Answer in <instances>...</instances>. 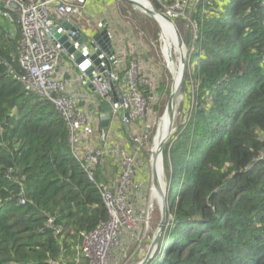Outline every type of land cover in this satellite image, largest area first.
Instances as JSON below:
<instances>
[{
    "label": "trees",
    "instance_id": "16d2710c",
    "mask_svg": "<svg viewBox=\"0 0 264 264\" xmlns=\"http://www.w3.org/2000/svg\"><path fill=\"white\" fill-rule=\"evenodd\" d=\"M193 15L194 102L163 151L169 228L150 264H264V0H201ZM10 22L0 23V264H75L81 233L109 213L66 123L21 81Z\"/></svg>",
    "mask_w": 264,
    "mask_h": 264
},
{
    "label": "built area",
    "instance_id": "2783aa9c",
    "mask_svg": "<svg viewBox=\"0 0 264 264\" xmlns=\"http://www.w3.org/2000/svg\"><path fill=\"white\" fill-rule=\"evenodd\" d=\"M198 0H173L172 9L185 14ZM4 9L18 17L21 27L20 60L23 71L21 81L28 91L41 101L52 104L69 130V144L74 158L81 164L89 180L94 183L103 198L109 213V221L101 224L97 230L81 233V242L76 249V260L88 264H131L133 256L122 244L126 234H135L138 224L150 221L142 212L147 194L154 190L146 185L147 176L141 164V137L137 136L134 122L144 110V99L139 89V77L136 75L137 62H131L128 93L119 94V109L113 107L110 128L101 131L97 112L99 103L93 97L86 96L83 106L73 94L72 89L86 82V75L74 69V61L52 38L51 33L61 22L76 23L81 20L80 7L85 0H0ZM69 37L74 46L73 37L81 34L59 31ZM117 61L113 70H98L92 83L98 96L110 103L109 94L118 88V74L126 65V54L116 44ZM80 49L79 47L77 48ZM106 56L105 54H103ZM66 59V60H65ZM63 65L62 67H60ZM143 82V81H142ZM148 84V81L145 82ZM87 95V94H86ZM97 110V111H96ZM126 126L131 131L133 147L121 138L120 128ZM112 160L116 166L113 183L107 184L99 177L100 169ZM100 168V169H99ZM155 192V190H154ZM152 197V195H150ZM150 198V202H151ZM22 204L25 200L22 198ZM155 211L153 207L146 214ZM144 215V216H143ZM53 220L49 221L51 226ZM59 229L57 234H61ZM139 252V251H137ZM136 252V253H137ZM53 264H66L63 259Z\"/></svg>",
    "mask_w": 264,
    "mask_h": 264
},
{
    "label": "rangeland",
    "instance_id": "374dc122",
    "mask_svg": "<svg viewBox=\"0 0 264 264\" xmlns=\"http://www.w3.org/2000/svg\"><path fill=\"white\" fill-rule=\"evenodd\" d=\"M149 1L157 12L166 14L175 25L174 27L172 23L165 19V22L167 21L170 24V30H168L170 31V35L178 43L174 44L173 49L170 47L171 44L168 46L171 38L166 37L164 21L155 19L153 16L151 17L148 13L136 8L134 5L127 3L124 0H113L112 5L108 7L106 13L107 17H105L106 20L104 21H106V25L109 26L111 33L115 35L113 38L119 40L121 51L126 54L125 63L130 61L133 62L135 60L137 62V78H143V82L146 80L150 83L149 86L151 87V91L149 97H146L145 95L143 96L144 110L134 122L137 136L142 139L140 160L142 166L144 168L146 167L145 174L147 179L145 180L146 185L150 187L152 178L150 174V160L153 155L152 153H155L156 150L157 144H155V138L159 132V125H161L164 117L168 116L167 110L169 107L167 105L170 100V95L173 92L175 81H179L180 77L181 58L184 55V49L180 44L182 42L181 38L185 40L186 46L189 50L187 52V60L189 62L191 58L190 54L192 52L190 49V40L192 39L193 41L194 36H198L199 26L193 22V17H191V14L196 9V4H194L193 8L191 7L185 12L186 18L188 19L185 20L180 19V17H185L184 14L173 10L171 4L168 5V0L165 4L160 1H155L156 3L152 0ZM158 6L160 9H158ZM207 16L211 15L207 14ZM0 19V23L5 20V18L1 16ZM99 22L102 24V21ZM10 25L14 27V24L11 22ZM172 27H174L176 33ZM166 40L168 43H166ZM165 47L167 48V51H165ZM122 66L123 67L120 70L121 72L126 69V65L124 66L123 64ZM192 70L193 66L189 63L185 77L192 75ZM128 74L129 72H127L129 78ZM128 81L129 79L124 80V82ZM193 102V87L191 86V82H189L188 84H185V94L178 102L176 116L172 126L173 136L177 135L180 128L188 121V115L191 112ZM196 104L197 103H194V105ZM172 137L167 139V145ZM163 170L164 173L161 175V183L165 190L164 194L168 196V178L166 177L167 174L165 168H163ZM111 177V169H106L105 167L101 169V178L103 180L108 181ZM150 195L151 191L147 194V201L142 203L143 209L141 212L148 215L150 221L147 223L143 220L138 224V230L135 235L131 233L126 234L127 241L124 242V244L122 238L123 245H126V247L131 245V256L135 255L131 264H142V261L147 256H155L159 249L158 246L164 237V231L169 228L167 224L163 228L160 227L161 207L160 204L158 205L159 198H157V194H155L153 190L155 200L154 202H150ZM166 206L168 211V205L166 204ZM153 207L157 209L153 216L151 211L146 214V212ZM136 239H138V243L136 241V245L134 246V241ZM140 246H142V248L141 250H138L140 249ZM137 251L139 252L135 254ZM70 261H74L75 264H88L82 260L77 261L76 257H71Z\"/></svg>",
    "mask_w": 264,
    "mask_h": 264
},
{
    "label": "water",
    "instance_id": "95a60500",
    "mask_svg": "<svg viewBox=\"0 0 264 264\" xmlns=\"http://www.w3.org/2000/svg\"><path fill=\"white\" fill-rule=\"evenodd\" d=\"M127 3H130L134 5L136 8L148 13L151 17L155 16L156 14H159L165 18H167L169 21L170 18L161 12H157L155 9L152 8H145L139 4H136L135 2L131 0H124ZM172 22V21H171ZM62 28L64 31H72L75 32L78 29L76 27H72L69 23L63 22L61 23L60 27H56L52 30V35L54 36L55 40L58 41L60 46L67 49L68 54L73 58L75 61V64L86 73V75L89 78V82L87 83V86L96 93V89L91 83V81L96 77V72L100 70V72H104V65H107V68L109 71H111V64L116 62L115 59V50L112 44V38L108 31L107 27H104V29L94 35L92 37V41L89 46L81 45L83 42V38L80 34H77L73 37V40L76 42V45L73 46L71 43L68 42L69 37L66 35H62L59 31ZM182 44L185 46L184 49V59H183V67L186 73V66H187V52L188 48L186 46V42L184 39H182ZM80 48L79 50L77 48ZM89 50H92L91 53H89ZM102 52L105 53L106 56L102 54ZM186 81V78H185ZM110 95L113 97L114 102L116 104V108H119L118 104V97L116 91L113 89V91L110 93ZM173 98V95L171 93L170 100L168 102V107L170 106L171 100ZM102 110L105 114V117L102 119V127L104 129L109 127L110 123V117L109 113L111 112V107L103 102L102 104ZM172 126L170 127V133L168 134L167 138L164 142L161 143L160 149H158V152H156L153 155L152 159V181H153V187L155 189V192L157 194V197L160 200V207H161V222L160 227L163 228L166 225L167 218H168V211H167V196L164 194V188L161 183V175L163 172V149L165 147V144L167 143V139L171 137L172 135ZM150 256H147L146 259L142 262V264H148L150 260Z\"/></svg>",
    "mask_w": 264,
    "mask_h": 264
},
{
    "label": "clouds",
    "instance_id": "9594fccd",
    "mask_svg": "<svg viewBox=\"0 0 264 264\" xmlns=\"http://www.w3.org/2000/svg\"><path fill=\"white\" fill-rule=\"evenodd\" d=\"M143 1H145V2H147V3H149V5H150V8H152V9H154L153 8V5L151 4V2L149 1V0H143ZM157 2L158 1H160V2H163L164 4L166 3V1L165 0H156ZM200 1L201 0H198L196 3H193V5L191 6L192 8L194 7V4H196V6H195V8L198 6V4L200 3ZM85 2L87 3V0H85ZM170 2V4H171V7H172V5H173V0H169L167 3H169ZM86 3H85V5L84 6H82V7H80V12L82 13V16H83V10L85 9V7H86ZM191 7H189V8H191ZM189 8H188V10H189ZM187 10V11H188ZM196 10V9H195ZM193 14H195V11L191 14V17H194V15ZM0 16H4V18H7L8 20H10L11 22H13L14 21V18L15 19H17V24H18V26L20 27V25H19V23H18V17L16 16V15H12V14H10L9 12H7L5 9H4V7H3V5L0 3ZM184 16L185 17H180V19H185V20H188L187 18H186V15L184 14ZM82 18V17H81ZM65 22H67V21H65ZM83 22V20L81 19L79 22H76V23H74V24H72V23H69V22H67V23H69L72 27H76L77 29H80V31H81V37L83 38V42H82V44L81 45H85V46H89L90 45V43H91V41H92V37L94 36H90V38L91 39H89V40H87V38L84 36V27L81 25V23ZM170 23H172L173 24V22H171V21H169ZM61 23H63V22H61ZM61 23H59L58 24V26H56V27H60V25H61ZM173 26L175 27V25L173 24ZM104 27H107L108 28V31H109V33H110V35H111V38H112V44H113V47H114V50H115V46L114 45H116L118 42H117V39H114L113 38V35H112V33H111V30H109V26H107L106 25V21H103V23H102V25H101V29L103 30L104 29ZM55 29V28H54ZM60 29V31H64L62 28H59ZM101 30V31H102ZM20 31H21V27H20ZM100 31V32H101ZM67 32H72L71 30L70 31H67ZM99 32V33H100ZM62 34V33H61ZM63 35V34H62ZM51 36H52V38H54V36L52 35V33H51ZM197 37L198 36H194V39H193V42L197 39ZM55 39V38H54ZM57 41V40H56ZM181 41H182V38H181ZM21 42V41H20ZM68 42H69V40H68ZM57 43H58V41H57ZM70 43V42H69ZM59 44V43H58ZM119 44V43H118ZM60 45V44H59ZM71 45H73L72 43H71ZM74 46V45H73ZM189 46H190V44H189ZM62 47V46H61ZM182 47H183V49H185V46L182 44ZM193 47V46H192ZM63 48V47H62ZM65 49V48H64ZM190 49H191V47H190ZM66 51H67V49H66ZM189 51V50H188ZM92 52V50H89V53H91ZM67 53H68V51H67ZM102 54H105L104 52H102ZM68 56H70L69 54H68ZM71 57V56H70ZM72 58V57H71ZM73 59V58H72ZM115 59H116V61H117V57H116V52H115ZM19 60H20V58H19ZM66 60V59H65ZM74 61V60H73ZM127 63H129V66H130V64H131V61L130 62H127ZM127 63H126V67H127V69H128V67L129 66H127ZM189 63H191V59H190V61L188 62V60H187V66H186V72H187V68H188V65H189ZM114 63H112L111 64V70H113V67H114V65H113ZM104 68H107V65H104ZM74 69L76 70V71H80V72H83L85 75H86V73L84 72V71H82L76 64H75V61H74ZM120 73H122L121 71L120 72H117V74H118V78H119V74ZM141 76V75H140ZM86 82H85V84H83V85H80V86H84V88L85 87H87V88H89L88 86H87V83L89 82V78H88V76L86 75ZM187 78V77H186ZM143 78H141L140 79V77H139V89H140V84L142 83V81L144 80H142ZM124 80H127V74H126V78L124 79ZM124 80H122L121 81V83L118 85V88H117V90H115L116 91V93H117V97H118V104H119V88H120V86H122V84H123V82H124ZM93 81V80H92ZM92 81H91V83H92ZM186 82V81H185ZM127 83V93H128V82H126ZM93 84V83H92ZM146 84V83H145ZM147 85H150V83L148 82V84ZM94 86V85H93ZM90 89V88H89ZM96 89V88H95ZM91 90V89H90ZM92 91V90H91ZM140 92L142 93V94H144V92H142L141 90H140ZM96 95H97V102L99 103V110H98V112L99 111H102V113H103V110H102V103L103 102H105V103H107L110 107H111V112L109 113V117H110V123H109V127L108 128H106V129H104L103 127H102V119L105 117V114L103 113V116H102V118H99L98 116H97V118L99 119V127H100V130H101V128L103 129V131H107L109 128H110V124H111V115H112V111H113V107L115 108V109H119V108H116V104H115V102H114V99H113V97L109 94V98H111V103L109 102V101H107L106 99H102V98H100L99 96H98V92H97V90H96V93H95ZM123 95V94H122ZM145 95V94H144ZM146 96V95H145ZM147 97V96H146ZM149 97V96H148ZM40 100V99H39ZM48 103V102H47ZM79 103H80V101H79ZM50 104V103H49ZM52 105V104H51ZM80 105L81 106H83V104H81L80 103ZM53 106V105H52ZM53 108H54V110L56 111V109H55V107L53 106ZM97 112V113H98ZM56 113L59 115V113L56 111ZM61 117V116H60ZM62 118V117H61ZM63 120V119H62ZM64 122V121H63ZM122 128H126V131H125V133L123 132V130H122ZM134 128H135V126H134ZM131 131L132 130H130L128 127H126V126H123V127H121L120 128V134H121V138L127 143V148H129L130 150L132 149L131 147H133V142L130 140V135H131ZM123 136H124V138H123ZM172 136H173V134H172ZM171 136V137H172ZM174 138V136L172 137V138H170V139H173ZM167 144H165V146H166ZM69 147H70V144H69ZM165 148V147H164ZM71 149V148H70ZM163 151H164V149H163ZM72 152V151H71ZM73 154V153H72ZM153 155H154V153H152ZM153 155H152V157H151V160H150V166H151V170H150V174H151V176H152V159H153ZM77 161V160H76ZM78 162V161H77ZM79 163V162H78ZM80 164V163H79ZM109 164H112L113 165V170H112V177H111V179L110 180H108V181H105V180H103L102 178H101V172H100V174H99V177L101 178V180L102 181H104V183H107V184H111V183H113V180H114V175H115V173H116V166L114 165V163L112 162V160H110L109 159V161H107V164L104 166L106 169H110V167H109ZM81 165V164H80ZM163 168H164V165H163ZM100 169V168H99ZM100 171H101V169H100ZM85 172V171H84ZM86 173V172H85ZM164 173V170H163V172H162V174ZM87 174V173H86ZM87 177H88V175H87ZM89 179V178H88ZM90 181V180H89ZM91 182V181H90ZM94 184V183H93ZM95 185V184H94ZM96 186V185H95ZM151 186L153 187V181H152V178H151ZM96 188H97V186H96ZM154 188V187H153ZM97 190H98V188H97ZM155 190V189H154ZM99 191V190H98ZM101 194V193H100ZM155 194H156V192H155ZM157 196V195H156ZM102 197V196H101ZM158 198V197H157ZM103 199V198H102ZM104 202V201H103ZM158 205L160 204V200L158 199ZM167 202H168V196H167ZM158 205H156V206H158ZM161 205V204H160ZM168 205V204H167ZM106 207V206H105ZM157 209H155V211H156ZM155 211L153 212V214L155 213ZM153 214H152V216H153ZM168 221H169V217L167 218V222H166V224L168 225ZM135 235V234H134ZM123 241H127V238L126 237H123ZM136 241H137V243H138V239H136L135 241H134V246L136 245ZM81 242V241H80ZM80 242H79V245H80ZM164 244H165V242H164ZM78 245V246H79ZM131 246V245H130ZM165 246V245H164ZM163 246V247H164ZM141 248H142V246H140V249H138V250H141ZM129 253H130V251H129ZM138 253V252H137ZM137 253H135V254H137ZM76 254V253H75ZM130 255H131V253H130ZM135 256V255H134ZM134 256H133V258H134ZM75 257H76V255H75ZM152 258L153 257H151L150 258V260H149V262H148V264H150V262H151V260H152ZM146 259V258H145ZM144 259V260H145ZM143 260V261H144ZM142 261V262H143Z\"/></svg>",
    "mask_w": 264,
    "mask_h": 264
},
{
    "label": "crops",
    "instance_id": "0c3cea01",
    "mask_svg": "<svg viewBox=\"0 0 264 264\" xmlns=\"http://www.w3.org/2000/svg\"><path fill=\"white\" fill-rule=\"evenodd\" d=\"M112 3H113V0H87L86 7L83 10V16L81 18L83 20L81 25L84 27V36L87 38V40L91 39L90 36L92 37L93 35L98 34L102 30L101 29L102 24L99 21H102L103 23V21L106 20L105 17H107L106 13L108 11V7L111 6ZM117 42L120 44L118 39H117ZM131 53L134 54L133 52ZM62 66L63 65H61L60 67ZM72 91H73V94L78 98L81 104L84 103L86 96L93 97L94 101L97 100V95L95 94V92L91 91L87 87L84 88V86L78 85L74 89H72ZM119 91H120L119 92L120 94H123V95L127 94V83L126 82H123L122 86H120L119 88ZM96 115L99 118H102L103 113L102 111H99ZM122 130L125 133L126 128H122ZM109 167L112 171L113 165L109 164Z\"/></svg>",
    "mask_w": 264,
    "mask_h": 264
},
{
    "label": "bare ground",
    "instance_id": "6f19581e",
    "mask_svg": "<svg viewBox=\"0 0 264 264\" xmlns=\"http://www.w3.org/2000/svg\"><path fill=\"white\" fill-rule=\"evenodd\" d=\"M131 1L135 2L136 4H139V5L143 6L145 8H149L150 9V5L147 2L143 1V0H131ZM154 18L158 19V20H161V21H164L166 37H169V38L172 39V41L170 39L171 42L169 41V43L166 40V43H168V46H170V44H171L170 47L173 49L174 44L177 43V41L175 39H173V37L170 35V31H168V30H170V24L167 22L169 20L167 18L159 15V14H156L154 16ZM165 19L167 20L166 22H165ZM172 28H173V30L175 32L174 27H172ZM180 44L182 45V42ZM165 51H167L166 47H165ZM183 54H185V53L183 52ZM183 59H184V55L181 58V71H180L179 81H177V80L175 81L174 89H173V92H172L173 98H172L170 106H169V108L167 110L168 111V116L164 117V119L162 120L161 125H159L160 128L158 127L159 128V132H158V134H157V136L155 138V142H156L155 144H157L155 153L158 152V149H160L161 143L165 141V139L167 138L168 134L170 133L169 130H170V127H171V125H172V123L174 121V118L176 116V111H177L179 99L185 94V84H186V82H185V78H186L185 74L186 73H185V70H184V67H183V63H182ZM151 195H152L151 200L154 202L155 197L153 195V190L151 191Z\"/></svg>",
    "mask_w": 264,
    "mask_h": 264
}]
</instances>
